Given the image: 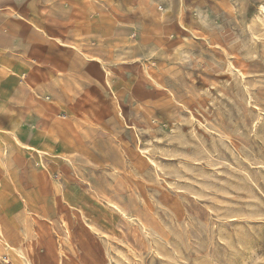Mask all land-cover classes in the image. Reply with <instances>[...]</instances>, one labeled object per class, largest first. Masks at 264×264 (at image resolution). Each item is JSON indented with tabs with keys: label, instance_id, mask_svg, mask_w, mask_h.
<instances>
[{
	"label": "rangeland",
	"instance_id": "1",
	"mask_svg": "<svg viewBox=\"0 0 264 264\" xmlns=\"http://www.w3.org/2000/svg\"><path fill=\"white\" fill-rule=\"evenodd\" d=\"M30 1L0 264H264V0Z\"/></svg>",
	"mask_w": 264,
	"mask_h": 264
},
{
	"label": "crops",
	"instance_id": "2",
	"mask_svg": "<svg viewBox=\"0 0 264 264\" xmlns=\"http://www.w3.org/2000/svg\"><path fill=\"white\" fill-rule=\"evenodd\" d=\"M29 3H31L30 0H0V119L6 114L16 116L14 114L16 112V94L20 90H28L25 84L19 85L17 82H10L11 80L4 81L7 78L13 79L12 74L15 73H8L5 69L14 71L16 51L22 49V45L28 40L27 35L30 33L29 31L33 30L31 26L36 27L35 23L31 22L30 24L29 19L23 14L25 6ZM23 94L28 95L27 92H23ZM8 119V122L13 123L18 118L12 116ZM14 128V125L1 124L0 121V137L3 141L8 143L9 135H14ZM1 149L3 150L0 146V152Z\"/></svg>",
	"mask_w": 264,
	"mask_h": 264
}]
</instances>
